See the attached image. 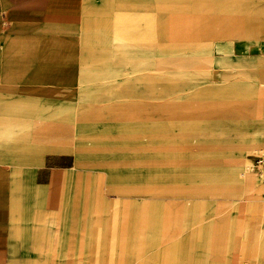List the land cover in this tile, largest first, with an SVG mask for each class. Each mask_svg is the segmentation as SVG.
Wrapping results in <instances>:
<instances>
[{
  "label": "crops",
  "instance_id": "1",
  "mask_svg": "<svg viewBox=\"0 0 264 264\" xmlns=\"http://www.w3.org/2000/svg\"><path fill=\"white\" fill-rule=\"evenodd\" d=\"M156 26L155 0H0V264H117L120 230L135 251L156 198L118 189L151 150Z\"/></svg>",
  "mask_w": 264,
  "mask_h": 264
},
{
  "label": "rangeland",
  "instance_id": "2",
  "mask_svg": "<svg viewBox=\"0 0 264 264\" xmlns=\"http://www.w3.org/2000/svg\"><path fill=\"white\" fill-rule=\"evenodd\" d=\"M155 2L157 120L139 185L124 169L118 190L156 199L141 206L131 255L128 230L104 234L100 253L117 264H264V181L245 170L264 149V0Z\"/></svg>",
  "mask_w": 264,
  "mask_h": 264
},
{
  "label": "built area",
  "instance_id": "3",
  "mask_svg": "<svg viewBox=\"0 0 264 264\" xmlns=\"http://www.w3.org/2000/svg\"><path fill=\"white\" fill-rule=\"evenodd\" d=\"M248 170L264 180V149H257L249 154Z\"/></svg>",
  "mask_w": 264,
  "mask_h": 264
},
{
  "label": "bare ground",
  "instance_id": "4",
  "mask_svg": "<svg viewBox=\"0 0 264 264\" xmlns=\"http://www.w3.org/2000/svg\"><path fill=\"white\" fill-rule=\"evenodd\" d=\"M245 170L250 172V170H248V162H247L246 165H245ZM263 181H264V180H263ZM246 184H247V186H248L250 183H249V182H245V186H244V190H243L244 193H245V190L247 189Z\"/></svg>",
  "mask_w": 264,
  "mask_h": 264
}]
</instances>
